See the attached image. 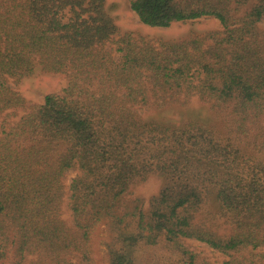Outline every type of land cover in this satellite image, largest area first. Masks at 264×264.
<instances>
[{
  "label": "trees",
  "instance_id": "trees-1",
  "mask_svg": "<svg viewBox=\"0 0 264 264\" xmlns=\"http://www.w3.org/2000/svg\"><path fill=\"white\" fill-rule=\"evenodd\" d=\"M129 7L149 27L221 28L158 39L104 0H0V264H100L101 226L106 264H213L187 240L264 264V0ZM37 74L65 86L33 101L17 86ZM193 100L207 118L141 114Z\"/></svg>",
  "mask_w": 264,
  "mask_h": 264
},
{
  "label": "rangeland",
  "instance_id": "rangeland-1",
  "mask_svg": "<svg viewBox=\"0 0 264 264\" xmlns=\"http://www.w3.org/2000/svg\"><path fill=\"white\" fill-rule=\"evenodd\" d=\"M108 13L113 18L115 24L122 31H132L151 38L161 39H179L191 34H202L207 31L221 28L220 23L214 18L200 17L186 22H175L167 27H149L142 24L136 14L129 7V0H104ZM261 27L264 28V17L259 21ZM108 47H111L110 44ZM118 53L113 52L114 58L118 57ZM65 86V80L62 76L37 74L28 80H25L19 86L20 90L27 98L33 101H40L45 92L59 91ZM141 114L146 118L168 120L171 122H179L185 116L207 118V110L205 106L196 100L191 101L187 107L170 106L161 109H143ZM74 171L66 172V182L68 183L73 176ZM161 181L155 176H150L147 180L135 187L136 192H140L146 197L154 193L160 186ZM63 218L71 223L69 211L64 207ZM106 239V231L103 226L100 227L96 237L94 238V248L100 264H106L107 256L104 241ZM188 243L199 253L208 257L213 264H223L224 256L212 249L206 244L187 240Z\"/></svg>",
  "mask_w": 264,
  "mask_h": 264
}]
</instances>
